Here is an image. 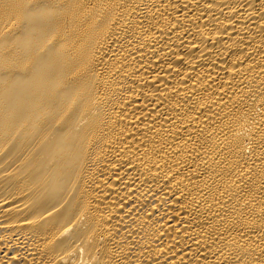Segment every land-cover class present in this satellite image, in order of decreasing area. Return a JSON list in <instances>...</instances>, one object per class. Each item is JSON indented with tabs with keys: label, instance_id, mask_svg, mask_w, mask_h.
<instances>
[{
	"label": "bare ground",
	"instance_id": "1",
	"mask_svg": "<svg viewBox=\"0 0 264 264\" xmlns=\"http://www.w3.org/2000/svg\"><path fill=\"white\" fill-rule=\"evenodd\" d=\"M0 264H264V0H0Z\"/></svg>",
	"mask_w": 264,
	"mask_h": 264
}]
</instances>
